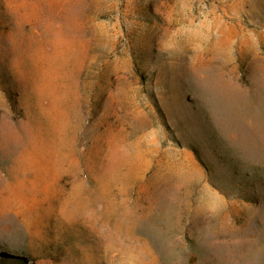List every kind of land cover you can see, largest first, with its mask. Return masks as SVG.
<instances>
[{"label":"rangeland","instance_id":"obj_1","mask_svg":"<svg viewBox=\"0 0 264 264\" xmlns=\"http://www.w3.org/2000/svg\"><path fill=\"white\" fill-rule=\"evenodd\" d=\"M261 82L264 0H0V264H264Z\"/></svg>","mask_w":264,"mask_h":264},{"label":"bare ground","instance_id":"obj_2","mask_svg":"<svg viewBox=\"0 0 264 264\" xmlns=\"http://www.w3.org/2000/svg\"><path fill=\"white\" fill-rule=\"evenodd\" d=\"M254 33V32H253ZM260 33V32H259ZM257 41V40H256ZM250 42V41H249ZM232 46V45H231ZM234 46V45H233ZM258 46V45H257ZM260 47V46H259ZM245 62V61H244ZM220 78V77H219ZM228 97V96H227ZM230 98V97H228ZM232 100V101H231ZM230 102L233 105V109H230L231 111L239 110L238 112L243 110L244 104H258L262 107H264V83H260L259 91L258 93L253 94V96L243 97L242 99H231ZM227 106V105H226ZM263 114V113H262Z\"/></svg>","mask_w":264,"mask_h":264}]
</instances>
